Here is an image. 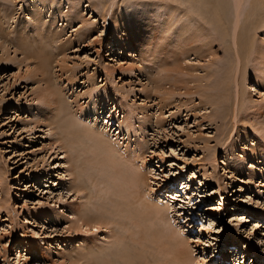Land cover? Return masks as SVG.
<instances>
[{
	"label": "rangeland",
	"instance_id": "rangeland-1",
	"mask_svg": "<svg viewBox=\"0 0 264 264\" xmlns=\"http://www.w3.org/2000/svg\"><path fill=\"white\" fill-rule=\"evenodd\" d=\"M170 1L206 38H188L185 17L172 29L168 0H0V264H98L122 244L178 264L153 238L133 242L159 225L124 213L104 169L79 176L61 148L63 109L137 160L145 195L187 245L180 264H264V74L243 44L263 36L264 7L241 6L236 87L234 0H215L224 29L199 14L203 0ZM212 39L211 56L199 54ZM99 206L96 230L80 218Z\"/></svg>",
	"mask_w": 264,
	"mask_h": 264
},
{
	"label": "bare ground",
	"instance_id": "bare-ground-1",
	"mask_svg": "<svg viewBox=\"0 0 264 264\" xmlns=\"http://www.w3.org/2000/svg\"><path fill=\"white\" fill-rule=\"evenodd\" d=\"M190 1L192 3H195L198 0ZM204 1L214 6L212 12H203L204 8H209L208 4H206ZM243 1L244 0L233 1V18L230 22L229 28V34L231 35V42L229 48L233 52V62L231 64V67L233 68V71H235L233 72L232 80L236 87H238L237 77L239 76V74H241L240 72H238V65L241 62L240 51L243 46H239L238 37L240 35V19L243 15V12L241 10ZM179 4L181 3H179L178 1L174 2L170 0H168V2L160 4V6L162 5L168 11V22L172 23L170 27H172L173 29L177 23L176 21L181 17H185V24L181 25V27L185 29L186 36L192 41H196L199 37V34L202 33L206 38V31H203V25H201L199 22H195L196 25L194 23H190L194 21L195 18L198 19V17H195L193 13L189 15L188 12L183 8V5ZM199 4V2H196V4H194L195 8L198 9L197 11H200V15H207V19L212 23L211 25L215 29L217 26H221L223 29L225 28L218 1H216L215 4V0H203V2L201 3L202 7H200ZM254 5L264 7V0H255ZM253 9L254 8H252V11ZM210 37H212V35L209 36V39H211ZM248 40L249 43L246 47V50H249V52L251 51V53L253 54L254 61L253 65L251 64V67L249 69L252 70L251 68H254V65H256L255 69L258 72H262L264 74L263 69L261 67L262 65L264 67V34L261 38L256 37L255 30V34L251 38H247L243 44H245ZM213 41V39L209 40V42H207L205 45L201 41H199L196 45V47L199 49L198 53L204 56H211V54L213 53V47L211 45ZM246 50H244L243 52H245ZM39 58L40 57L37 56L36 60H38ZM248 73L244 74L242 77H246ZM252 73L255 76L254 71ZM254 79L255 81H257L256 78ZM236 93H238V91L235 92V96L238 95ZM67 112L68 111L65 112L63 109V113L60 114L62 115V117L57 120L60 122H56V124L57 127L60 126L59 128L63 132V137L65 138L66 136V142H64L65 145L63 143L64 146H62L61 148H65V151H74V155L72 158L76 164L75 169L78 170L77 172H89L90 170L92 172V169H96L97 167L100 169H97L100 172L102 169H104L102 175V179L104 181L101 182H105L111 188L114 189L113 196L115 197V199H118V201L115 202L120 203L118 204V206H124L122 209L125 211L124 213L128 214L129 217L133 218V220L139 225H143L148 221V224L153 226L154 220L157 221L159 225V228H154L153 232L150 234H146V229L141 228V235L138 238H134L133 242H136L137 245L141 246L143 242L147 240L148 236L149 238H153L155 240V247L163 245L165 246V248H168L173 254V259H175L178 264L184 261L186 262L188 259V256L185 255L188 252L187 245H184L183 240L179 237L178 234L180 233L176 229H171V227L168 225V221H165L164 224L163 220L166 216V213L165 215L163 214L164 209L161 206H158V204L156 205L155 203H153L149 194L145 195L141 184V180L143 178V169L141 166H138L137 160L129 158L128 153L126 152L118 154L115 148L111 147L110 145L108 146L103 142L106 140L102 138V136H98V133H96L97 131H92L89 127L86 126V124L70 120L71 117ZM74 147H77V151L74 149ZM79 152L81 153V156H79ZM81 173H79V176ZM85 175H89V173H86ZM101 206L97 207L95 209V212L92 214H83L80 219H83L85 224L91 225L90 228L94 227V229L97 230L99 227L98 225L102 224L104 222V219L108 217V215L105 213L106 210H104V208H101ZM160 222L162 224H160ZM166 224L168 225V227L166 226ZM119 247V252L117 251L118 253H115L111 257H109V254H105L104 257L106 258L98 261V264H118V262H116V257L119 261V264H151L153 262L152 260H148L147 256L145 255V252H143L145 250L144 246H142V248H138V250L140 249L139 251H137L135 246H133L132 249L131 244H126L125 246H123L122 244V246L120 245Z\"/></svg>",
	"mask_w": 264,
	"mask_h": 264
}]
</instances>
